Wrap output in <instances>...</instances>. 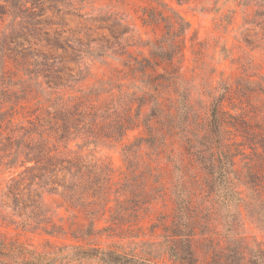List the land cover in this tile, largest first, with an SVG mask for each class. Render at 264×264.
I'll use <instances>...</instances> for the list:
<instances>
[{
	"label": "trees",
	"instance_id": "obj_1",
	"mask_svg": "<svg viewBox=\"0 0 264 264\" xmlns=\"http://www.w3.org/2000/svg\"><path fill=\"white\" fill-rule=\"evenodd\" d=\"M1 1L0 18L11 13L15 19L29 17L33 26L40 23L36 8H41V0ZM152 1L155 6L142 9L141 21L162 33L148 43V57L130 55L124 63L122 78L129 80L134 93L125 97L121 114L107 109L99 117L92 107L91 112L81 114L74 105L73 110L62 108L61 124L52 118L53 123L29 122L26 127L15 125L12 114L0 112V168L24 167L10 179L3 193L8 201L0 207L22 217V228L86 241V245L62 247L48 242V251L43 252L0 234V264H264V244L240 236L244 223L239 210L245 201L239 190L243 188L246 197H251L249 218L264 232V124L254 123L242 107L249 104L251 93L264 96V85L254 88L238 83L233 91L231 85L220 82L210 89L206 122L199 121L175 66L183 57L190 25L167 4ZM61 40L54 41L56 48L61 47ZM1 52L0 69L5 64ZM43 58L48 60V56ZM168 66L175 71L168 72ZM54 79L59 86L60 77ZM113 83V78L102 81L101 88L92 93L98 95ZM169 88L175 95L173 111L164 105ZM1 95L8 96L3 102H12L8 92L0 91ZM238 97L239 106L232 104ZM226 102L233 113L226 109ZM138 128L143 134L123 149L125 172L120 183H112L109 165H86L79 158L65 156L59 145L72 134L122 141L127 132ZM143 147L171 167L169 187L155 191L158 187L150 184L164 185L160 182L164 173H157L159 169L137 155L135 149ZM45 194L58 197L52 203L54 210ZM167 195L173 203L172 214L151 224L149 235L143 233L140 224L153 200ZM206 197L214 199L208 207ZM61 208L72 214L74 221L68 227L59 216ZM78 215L80 223L75 221ZM101 220L106 225L97 228ZM102 238L120 243L105 247L94 243ZM125 240L128 245L123 244Z\"/></svg>",
	"mask_w": 264,
	"mask_h": 264
},
{
	"label": "rangeland",
	"instance_id": "obj_2",
	"mask_svg": "<svg viewBox=\"0 0 264 264\" xmlns=\"http://www.w3.org/2000/svg\"><path fill=\"white\" fill-rule=\"evenodd\" d=\"M159 1L178 12L190 25V30L185 35L183 57L175 61V66L183 81L182 86L187 91L190 106L199 121L206 122L212 100L210 89L217 87L220 82L231 85L233 91H236L238 83L254 88L264 85V0ZM40 2L41 8H36L37 13L41 14L40 23L35 26L29 17L15 19L8 13L0 18V51L2 50L1 55H5L4 68L0 69V91L8 92L9 101H12L3 102L8 96L1 95L0 112L12 114L15 125L26 127L30 126L29 122L53 123L52 118L61 124L62 108L73 110L74 105L81 114L91 112V107L99 117L107 109L121 114L126 108L125 97L134 93L129 80L122 78V73L125 72L124 63L130 55L148 57V43L159 38L162 33L159 28L144 26L141 21L142 9H150L155 3L152 0ZM2 3L0 0V4ZM57 37L62 39V45L58 48L54 46ZM76 41H80V45ZM32 52L39 54L34 56ZM45 56H48V60L43 58ZM166 69L170 73L175 71L171 66ZM163 72L164 69L160 68L159 73ZM56 76L60 77L59 86L54 84L58 83L54 79ZM111 78L115 81L111 87L104 86L106 90L98 95L92 93L93 90L101 88L102 81ZM170 91L171 88L164 96L167 111H173L172 101L175 99L174 93ZM255 92L250 94L249 104L244 103L242 107L254 123L262 125L264 96ZM239 101L240 97L232 104L239 106ZM224 105L230 110L227 102ZM135 109L136 104L133 105L132 113ZM142 134L141 128L134 129L127 132L122 141L72 134L59 145L65 156L79 158L86 165H109L113 172L112 183H120L125 172L123 149ZM64 146L67 148L64 149ZM136 151L152 168L159 169L157 173L161 170L164 173L160 181L164 185L150 181L151 185L158 187L155 191L169 187L167 179L171 167L163 160L154 159L145 147L135 149ZM22 171L24 167L11 170L0 168V203L8 201L3 193L10 179ZM239 190L245 200L239 209L244 223L240 228V236L246 237L250 243L255 240L264 244V232L257 228V224L248 215L247 204H251V197H246L248 192L243 188ZM45 196L54 210L56 206L52 203L58 197L50 194ZM206 198L208 202L204 203L208 207L214 199ZM173 208L168 195L153 200L149 212L140 224L143 233L149 235L150 225L157 223L161 216L170 217ZM58 213L64 218L66 227L74 221L72 214L66 213L63 208ZM54 220L57 222L58 218ZM75 221L80 223L81 216L78 215ZM21 223L22 217L14 215L10 208L0 207V234L9 241L18 240L43 252L48 251V242L57 247L86 245V241L76 242L70 237H52L41 230L22 228ZM105 225L104 220H101L97 228ZM94 243L105 247L120 242L102 238ZM123 244L126 245L127 241H123ZM69 264L97 263L83 261Z\"/></svg>",
	"mask_w": 264,
	"mask_h": 264
}]
</instances>
